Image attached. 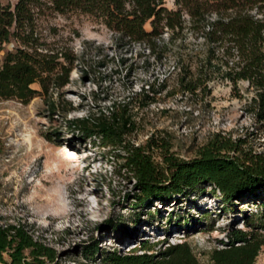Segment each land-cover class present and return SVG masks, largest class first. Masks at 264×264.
I'll list each match as a JSON object with an SVG mask.
<instances>
[{
	"label": "rangeland",
	"instance_id": "obj_1",
	"mask_svg": "<svg viewBox=\"0 0 264 264\" xmlns=\"http://www.w3.org/2000/svg\"><path fill=\"white\" fill-rule=\"evenodd\" d=\"M165 6L176 8L174 0H165ZM187 19L185 15L183 32L174 35L161 60L149 55L143 43H134L130 51L120 53L113 46L114 34L87 15L51 13L38 20V29L48 42L69 46L75 56L69 82L62 88V98L75 108L64 113L66 104L60 102L59 112L52 114L50 101L41 96L28 103L0 99V224L31 225L33 234L55 248L64 264H83L78 244L91 237H102V247L117 245L126 252L138 237L156 241L164 236L169 242L186 239L196 251H205L220 246L218 240H225L224 228L233 223L240 228H246V223L262 225L260 232L264 234V202L224 209L220 205L221 211L216 213L207 209L202 199L170 204L165 209L172 208L174 216L180 217V230L168 224L164 209H136L126 197L134 180L121 167L123 160L113 156L117 150L83 140L66 123L85 116L87 110H107L112 101L127 100L146 82L158 78L165 80V87L154 100L131 108L136 122L131 135L135 144H145L153 135L163 149L168 147L175 156L188 159L219 132L240 138L245 150L263 151L264 122L257 121L252 111L254 89L246 80L233 87L215 73L205 94V44L187 30ZM146 28L150 29L149 24ZM163 38L169 41V33ZM2 47L0 57L13 44ZM121 57L126 58L124 63ZM182 76L198 82L193 93L182 91ZM51 93L56 98V93ZM163 149L152 151L156 163L162 162ZM109 217L126 224L125 231L110 232L106 224ZM151 219L155 229L144 227ZM115 238L124 244H117ZM198 257L208 264L205 254L198 253ZM255 264H264V245Z\"/></svg>",
	"mask_w": 264,
	"mask_h": 264
},
{
	"label": "trees",
	"instance_id": "obj_2",
	"mask_svg": "<svg viewBox=\"0 0 264 264\" xmlns=\"http://www.w3.org/2000/svg\"><path fill=\"white\" fill-rule=\"evenodd\" d=\"M174 4L175 9H168L165 0L0 1V51L2 44H13L0 57V99L28 103L41 96L50 101L52 114L59 112L60 102L66 104L64 113L75 108L62 98L75 56L69 46L48 42L39 31L38 20L45 15H87L114 34L113 46L120 53L130 51L134 43H143L155 60H161L174 35L183 32L187 15V30L205 44V94L215 73L229 80L233 87L246 80L255 91V119L264 122V0H174ZM165 32L169 33V41L163 38ZM125 60L120 58L122 63ZM144 62L148 64L149 58ZM180 83L183 92L193 93L199 86L196 79L185 76ZM145 86L133 94L136 97L112 101L107 110H87L85 116L66 121L83 140L98 141L117 150L113 156L123 160L121 167L134 180L126 197L136 209H164L168 224L180 230V217L174 216L172 208L165 209L170 204L202 199L205 207L216 213L217 209L221 211L220 205L224 209L264 202V150H245L240 138L217 132L188 159L175 156L168 147L163 149L153 135L145 144H135L131 139L136 125L131 108L135 103L144 107L152 102L165 87V80L154 78ZM155 148L163 149L161 163L152 158ZM152 221L144 227L155 229ZM106 224L113 233L127 227L113 217L106 219ZM245 226L240 228L233 223L224 228L225 240H218L221 245L205 251H196L186 239L169 242L164 236L156 241L138 237L132 249L124 252L117 245L102 247V237H91L78 244L79 255L83 264H203L198 253L207 256L208 264H255L264 245V234L260 232L263 226ZM31 230V225L21 222L0 224V264H64L57 250L42 238L34 239ZM145 233L143 230L142 234ZM116 242L124 244L122 240Z\"/></svg>",
	"mask_w": 264,
	"mask_h": 264
},
{
	"label": "built area",
	"instance_id": "obj_3",
	"mask_svg": "<svg viewBox=\"0 0 264 264\" xmlns=\"http://www.w3.org/2000/svg\"><path fill=\"white\" fill-rule=\"evenodd\" d=\"M31 233H32V236L34 239H38V237L33 234V230H31ZM124 248H126V250L129 249V247H124ZM123 251L126 252L125 250H123Z\"/></svg>",
	"mask_w": 264,
	"mask_h": 264
},
{
	"label": "bare ground",
	"instance_id": "obj_4",
	"mask_svg": "<svg viewBox=\"0 0 264 264\" xmlns=\"http://www.w3.org/2000/svg\"><path fill=\"white\" fill-rule=\"evenodd\" d=\"M132 243H129V245H131Z\"/></svg>",
	"mask_w": 264,
	"mask_h": 264
}]
</instances>
